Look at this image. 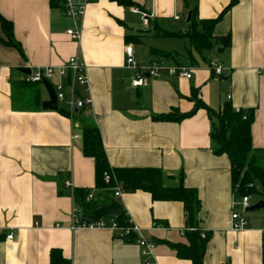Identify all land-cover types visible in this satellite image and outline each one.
I'll return each instance as SVG.
<instances>
[{
    "label": "crops",
    "instance_id": "obj_1",
    "mask_svg": "<svg viewBox=\"0 0 264 264\" xmlns=\"http://www.w3.org/2000/svg\"><path fill=\"white\" fill-rule=\"evenodd\" d=\"M186 2L185 7L184 0H136L151 14L152 28L171 34L186 29L174 30L192 9L197 22L222 14L212 36L229 35L230 44L222 47L213 40L211 48L201 52L190 44L188 60H175L172 53L146 44L154 34L151 27L141 23L139 30L133 28L130 14L139 15L116 2L94 0L77 22L78 45L66 35L73 21L60 8L51 7L49 0H0V16L11 23L14 40L24 54L0 44V264H49L52 248L60 249L71 264H143L135 243L73 223L74 191L90 190L98 203L105 196L95 190L94 161L82 154L78 125L59 111L12 110L11 83L24 80L27 75L22 70L58 68L72 57L85 67L92 103L82 113L95 121L109 166L160 169L164 187L176 186L182 174L184 186L198 194L200 209L192 225L208 238L203 264H263L264 213L247 211V227L231 229L230 216L239 195L231 184L229 160L213 153L208 113L200 109L177 123L156 117L172 109L191 112L195 91L213 113L226 102L236 111H252L251 145L264 150V0ZM0 37H4L1 26ZM128 45L136 58L147 48L151 64L172 59L168 66L188 68L191 79L171 75L168 67V74L147 78L144 86L133 88L134 74L125 63ZM162 53L171 56L161 58ZM216 63L223 67L221 76L212 72ZM57 83L66 87L68 79L55 77L50 82ZM64 92L69 101V90ZM40 99L41 103L48 100L43 85ZM59 108L70 112L67 102ZM75 134L78 140L72 139ZM67 181L70 188L64 186ZM255 190L264 198L259 183ZM117 201L126 221H133L154 242L153 264H191L176 253L177 245H188L180 230L190 227L180 203L155 202L143 191L122 193ZM152 223L161 228L151 230Z\"/></svg>",
    "mask_w": 264,
    "mask_h": 264
},
{
    "label": "trees",
    "instance_id": "obj_2",
    "mask_svg": "<svg viewBox=\"0 0 264 264\" xmlns=\"http://www.w3.org/2000/svg\"><path fill=\"white\" fill-rule=\"evenodd\" d=\"M126 7H137L139 11L145 14H150L144 11L136 4V0H109ZM51 7L61 8L54 0H49ZM185 7L187 6L186 0ZM223 11H227L234 3ZM92 3V2H90ZM195 9H192L191 19L186 24V29L180 34H171L165 31H158L152 28L148 20L150 31L156 36L170 37L181 36L189 40L195 51L209 49L212 46L213 40L222 47L230 44V36L213 38L212 30L220 20L222 14L216 19L197 22L195 17ZM0 26L4 37H0V44L5 47L15 49L22 57L23 50L19 43L14 40L12 33V25L0 16ZM127 40L133 39L130 36ZM154 53V52H153ZM157 53H154L156 55ZM153 55V56H154ZM171 56L167 53H162L161 58ZM42 83H27L23 81H12L11 83V106L16 112H37L42 110L40 99V87ZM192 100L194 107L191 112L180 114L177 109H172L169 113L156 117V120L162 122H180L195 114L197 110H205L212 122L210 137L214 143L213 153L215 155H224L229 160L231 184L233 189L240 197H251L257 193L254 183L257 181L261 186V191L264 193V150H255L251 145L250 127L253 119L251 112L236 111L229 102L223 104L217 113H213L204 103L196 97V92L192 91ZM59 113L72 120L73 124H77L81 134L82 154L86 158H91L94 161V177L95 190L104 192L102 203H98L96 198L90 203H86V198L92 192L90 190H77L72 194L76 214L83 212L91 214L94 210L109 203L113 197L114 182L122 185L123 193H133L143 191L151 196L155 202H178L183 206V212L187 223L194 228L193 223L195 215L200 209L198 194L195 189L186 188L183 184L182 174L178 177V184L173 187H164L163 180L165 176L160 169L152 168H131L117 169L111 168L107 162L105 151L102 145L98 127L92 119L83 115L82 110L78 113H67L59 108ZM109 176L111 182L109 185L104 183V178ZM173 180L174 177H168ZM108 200V201H107ZM107 203V204H106ZM102 204V205H100ZM119 225H126L125 214L115 219ZM78 225H82L80 222ZM196 229V228H194ZM201 230L196 229L195 232H186L184 236L188 239V245H177L176 253L180 259L189 260L191 264H203L205 248L208 238L201 240ZM49 264H71L65 259L62 252L58 248H52L49 251ZM264 264V256H263Z\"/></svg>",
    "mask_w": 264,
    "mask_h": 264
},
{
    "label": "built area",
    "instance_id": "obj_3",
    "mask_svg": "<svg viewBox=\"0 0 264 264\" xmlns=\"http://www.w3.org/2000/svg\"><path fill=\"white\" fill-rule=\"evenodd\" d=\"M60 5V9L62 10L64 16L73 21L74 27L66 31V35L70 38L71 41L76 44H80L81 42V31L80 27L77 26V22H79L84 14L85 7L90 2L94 0H54ZM130 12L135 15H139L142 21V25L144 27H148V20L151 19V14H145L139 11L137 7L129 8ZM175 20H178L179 17L175 16ZM125 56H126V66L133 71L134 77L131 81V86L133 88H139L146 84L147 78H157L158 71L161 69L158 64H151L148 66L141 65L137 63L133 59V47L128 45L125 47ZM212 72L215 76H221L223 67L216 64L212 65ZM169 73L173 76H176L181 79L189 80L191 79V74L189 73V69L183 66H176L168 69ZM55 77L60 79H68V83L66 87L62 84L57 83L53 85L54 91L56 93V98L58 104L67 102L69 113H74V109L78 111L86 109L92 101L88 96V80L85 75V67L82 62L77 57L70 58L63 66L58 68L46 67L42 69H36L30 71V74L25 76L24 81L27 83H42L48 82L50 83L54 80ZM66 89L69 90V101L66 100L65 92ZM86 95L87 98L82 99L81 96ZM73 140H78V135L72 136ZM111 182L109 176L104 178V183L109 185ZM64 186L67 188L71 187V183L69 181L64 183ZM113 197L115 199H119L123 193L122 185L118 182H114L113 185ZM94 200V193L91 192L86 198V203H90ZM250 207L249 197L243 196L240 201L235 203L234 210L231 212L230 221H231V229L233 231H242L247 225L248 221L246 218V213ZM80 220L78 215L76 214V207L73 209V223L77 227H86L91 230H105L113 233L116 238L129 241L135 243L139 250L140 256L142 258L143 264H153V250L155 248V244L153 241L148 240L143 235V230L138 227L133 221L127 220L126 225L121 226L115 220H106L101 219L97 224L92 225H78ZM161 227L156 223H152L150 226L151 230H159ZM196 229L188 228L181 229L180 234L184 236L186 232H195ZM201 240L206 239V233H200ZM7 240H11L12 236H7Z\"/></svg>",
    "mask_w": 264,
    "mask_h": 264
},
{
    "label": "rangeland",
    "instance_id": "obj_4",
    "mask_svg": "<svg viewBox=\"0 0 264 264\" xmlns=\"http://www.w3.org/2000/svg\"><path fill=\"white\" fill-rule=\"evenodd\" d=\"M130 14V12H129ZM141 18L138 16H133L130 14V21L131 24L133 26V28L135 30H139L142 21L140 20ZM186 21V16L181 17V20L179 22H177V26L176 29L174 30H178L177 28H181L184 29L186 27L185 24ZM152 25V23L150 24ZM153 36H150V38H148L147 41V45L156 48V49H160L164 52H170L173 54V56L175 57V60H179V61H183L184 60H188V47L190 46V42L188 39H177V38H169V37H160V36H156L155 34H152ZM218 50L217 48H214V52L216 53V51ZM193 56L194 58H197L200 65H202L203 63L201 62V58L196 55L195 52H193ZM133 59L137 62V63H144L145 66L150 65L151 63H149V51L147 48H142V50H140V54L139 57L136 58L135 55H133ZM201 61H200V60ZM165 61V60H164ZM149 63V64H148ZM173 64L172 59H169L168 61H165L164 64H158L160 66V70L158 71V75L159 76H163L164 74H168L167 72V68L168 67H172V66H168V64ZM153 64H157V63H153ZM219 65V64H218ZM225 94V93H224ZM61 108L64 107V105H60ZM255 186L258 187V183H255ZM238 201H240L241 197L238 196L237 197ZM259 202H264V198H262L261 196L258 195H253L251 197H249V204L250 206H254L256 204H258ZM259 211L260 213H264L263 210H256ZM253 212V211H252ZM255 212V210H254ZM250 213H246V218L248 219Z\"/></svg>",
    "mask_w": 264,
    "mask_h": 264
},
{
    "label": "water",
    "instance_id": "obj_5",
    "mask_svg": "<svg viewBox=\"0 0 264 264\" xmlns=\"http://www.w3.org/2000/svg\"><path fill=\"white\" fill-rule=\"evenodd\" d=\"M192 12H188L186 15V24L190 22ZM23 73L26 75L30 74V70H22ZM43 87L45 88L48 100L42 103L43 110H50V111H58V102L56 98V93L54 91L53 86L48 82H42ZM74 113H78L77 109H74ZM264 210V203L259 202L258 204L250 207L248 212H252L254 210ZM124 213V209L119 204L117 199L111 197L109 203L102 207L97 208L91 214H85L83 212L78 213V218L80 223L83 225H92L97 224L101 219L106 220H115L119 218Z\"/></svg>",
    "mask_w": 264,
    "mask_h": 264
}]
</instances>
